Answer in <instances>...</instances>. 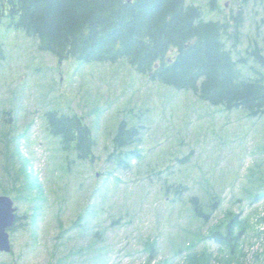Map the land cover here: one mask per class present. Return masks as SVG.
<instances>
[{
  "label": "rangeland",
  "instance_id": "374dc122",
  "mask_svg": "<svg viewBox=\"0 0 264 264\" xmlns=\"http://www.w3.org/2000/svg\"><path fill=\"white\" fill-rule=\"evenodd\" d=\"M187 1L206 18L241 10L238 49L256 38L264 53V0H216L215 11L208 0ZM51 109L83 117L95 140L92 160L62 150L47 132ZM122 118L141 125L140 156L127 169L107 159ZM164 183L187 188L174 193ZM210 193L219 203L204 224L188 199ZM0 194L24 216L9 229L12 249L0 251V264H145L153 240L151 264H193L185 256L195 260L203 247L224 253L203 235L224 223L228 209L249 220L233 264H264V116L212 106L124 61H59L3 19ZM79 218L83 229L74 224ZM188 243L195 249L185 251Z\"/></svg>",
  "mask_w": 264,
  "mask_h": 264
},
{
  "label": "trees",
  "instance_id": "16d2710c",
  "mask_svg": "<svg viewBox=\"0 0 264 264\" xmlns=\"http://www.w3.org/2000/svg\"><path fill=\"white\" fill-rule=\"evenodd\" d=\"M207 4L210 11L217 9L216 0ZM3 19L9 27L36 39L38 49L59 61H124L150 80L192 91L212 106L264 116L263 48L253 38L243 50L238 49L241 10L230 17L212 19L205 17L200 5L187 0H0V21ZM45 118L47 132L58 138L62 150L72 151L78 159H93L95 140L82 116L51 109ZM140 127L125 118L118 121L107 156L116 168L127 169L140 156L135 147L140 144ZM163 185L165 191L172 188L174 193L187 188L181 183ZM217 197L210 193L203 201L192 194L188 199L191 215L207 223L219 203ZM23 217L17 213L11 231ZM80 218L74 224L83 229ZM248 227L247 217L228 209L224 223L203 235L224 253L215 254L203 247L194 254L195 260L192 254L184 259L195 261L193 264H233L241 257ZM193 246L186 244L185 251ZM155 248L154 240L147 244L150 254L145 264H151Z\"/></svg>",
  "mask_w": 264,
  "mask_h": 264
},
{
  "label": "water",
  "instance_id": "95a60500",
  "mask_svg": "<svg viewBox=\"0 0 264 264\" xmlns=\"http://www.w3.org/2000/svg\"><path fill=\"white\" fill-rule=\"evenodd\" d=\"M16 207L10 195L0 194V251L9 252L11 242L9 228L15 224Z\"/></svg>",
  "mask_w": 264,
  "mask_h": 264
},
{
  "label": "flooded vegetation",
  "instance_id": "af4514ba",
  "mask_svg": "<svg viewBox=\"0 0 264 264\" xmlns=\"http://www.w3.org/2000/svg\"><path fill=\"white\" fill-rule=\"evenodd\" d=\"M223 2H224V5H227L226 0H223Z\"/></svg>",
  "mask_w": 264,
  "mask_h": 264
}]
</instances>
